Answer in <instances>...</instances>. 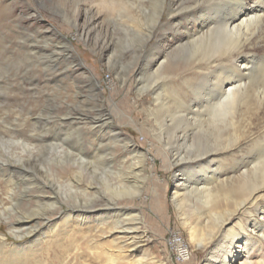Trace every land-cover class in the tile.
<instances>
[{
    "label": "rangeland",
    "instance_id": "rangeland-1",
    "mask_svg": "<svg viewBox=\"0 0 264 264\" xmlns=\"http://www.w3.org/2000/svg\"><path fill=\"white\" fill-rule=\"evenodd\" d=\"M142 1L0 0V169L7 171L9 162H25L45 184L44 195L59 200L47 208L49 219L32 223L35 231L22 238L10 233L8 215L0 212V239L7 242L0 250V264H207L212 260L214 248L199 245L197 239L207 229L209 214L199 217L204 205L194 199L183 201L181 207L176 204L174 195L183 174L173 165V156L165 155L168 147L155 137L152 97L139 90L145 78L141 51L157 44V37L142 44ZM154 6L149 0L148 11ZM176 36L174 31L165 34L168 42L162 55L173 51ZM168 73L182 88L186 81L197 79L185 58ZM147 80L153 82L151 77ZM101 117L107 126L100 130ZM251 122L245 134L239 125L225 130L221 147L232 142L235 131L240 142L195 163L192 178L205 180L216 173L229 182L237 177L240 172L234 169L251 155L255 140L264 138V111ZM194 136L180 146L183 153L196 155L201 139ZM51 142L58 146H48ZM95 147L108 159L107 166L96 163L79 170L71 159L80 152L93 154ZM5 178L0 176V207L8 205ZM85 187L91 197L85 196ZM259 195L264 203V190ZM108 200L116 204L104 207ZM86 201L96 209L89 211L84 224L79 218L65 220L66 213ZM119 208L125 213H118ZM31 209L36 210L34 203L13 201L7 212L27 214ZM108 213L112 217L99 225L96 219ZM239 218L231 216L226 227L232 228ZM172 232L180 234L189 249L187 259L175 258ZM260 249L254 250L258 258L264 253Z\"/></svg>",
    "mask_w": 264,
    "mask_h": 264
},
{
    "label": "bare ground",
    "instance_id": "bare-ground-1",
    "mask_svg": "<svg viewBox=\"0 0 264 264\" xmlns=\"http://www.w3.org/2000/svg\"><path fill=\"white\" fill-rule=\"evenodd\" d=\"M153 1L152 12L148 11L149 0L142 1L144 9L139 17L142 44L157 37V44L152 49L141 51L145 78L139 90H146L152 97L153 118L157 124L154 130L158 131L154 133L155 137L168 147L165 155L173 156V165L183 174L178 183L180 190L174 195L175 202L181 207L183 201L194 199L195 204L204 205L198 216L202 217L203 212L209 214L205 221L207 229L197 238L199 245L214 248L212 260L207 264H264V253L258 258L259 252H254L257 247L264 249V203L259 201V194L264 190V138L255 140L251 155L234 169L240 174L229 182L216 173L205 180L192 178L195 163L221 148L232 149L231 146L240 142L241 135L235 131L232 142L230 140L228 145L221 147L220 138L225 130L239 125L245 134L252 123L251 118L264 111V0L252 3L248 0ZM169 31H174L177 36L172 43L173 51L165 56L161 49L168 42L165 34ZM181 52L185 53L180 56ZM184 58L197 79L186 81L182 88L168 69ZM149 77L153 82H148ZM97 122L100 130L107 126L102 117ZM165 133H168L167 137ZM195 134L201 139L196 155L183 153L180 146L187 144ZM48 144L58 146L56 142ZM94 149L93 154L80 152L75 159L68 156L79 170L90 169L96 163L107 166L108 159L101 154V148ZM24 163L9 162L7 171L0 169L3 172L0 176H5L9 184L6 190L8 205L4 203L0 212L8 215L9 231L19 238L32 234L35 231L32 223L40 224L49 219L47 208L59 203L51 195H44L45 184L35 178V171L28 170ZM197 165L200 170L204 163ZM77 183L80 186V182ZM85 189V196L91 197L92 192L88 187ZM13 201L23 205L34 203L36 210L43 211L31 209L27 214L17 211L12 214L7 209ZM88 203L73 207V211L66 213L65 220L79 218L84 224L89 211L96 209ZM114 204L108 200L103 206L109 208ZM123 209L119 208L118 213H125ZM236 214L240 215L239 220L228 229L226 222ZM108 215L96 219L99 225H105L104 220L112 217ZM1 223L0 217V228ZM6 244L0 239V250Z\"/></svg>",
    "mask_w": 264,
    "mask_h": 264
},
{
    "label": "built area",
    "instance_id": "built-area-1",
    "mask_svg": "<svg viewBox=\"0 0 264 264\" xmlns=\"http://www.w3.org/2000/svg\"><path fill=\"white\" fill-rule=\"evenodd\" d=\"M170 246L177 260L187 259L190 256L189 249L185 248V245L180 240V234H176V232H172Z\"/></svg>",
    "mask_w": 264,
    "mask_h": 264
}]
</instances>
